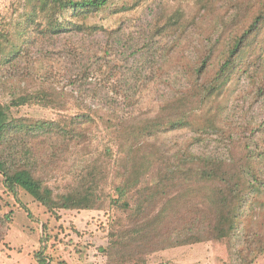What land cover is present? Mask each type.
<instances>
[{"label":"trees","instance_id":"16d2710c","mask_svg":"<svg viewBox=\"0 0 264 264\" xmlns=\"http://www.w3.org/2000/svg\"><path fill=\"white\" fill-rule=\"evenodd\" d=\"M147 1L24 0L15 25L0 21L2 64L52 38L66 39L73 69L67 93L45 83L13 91L8 105L0 100L6 190L17 199L25 190L51 212L110 209L106 252L121 260L231 241L264 193V0H174L173 10L161 2L130 31L89 22ZM192 1L189 14L184 3ZM205 13L218 18L207 40L168 66ZM29 102L58 113L14 111ZM61 172L69 175L57 189L52 180ZM11 212L0 214V242ZM41 234L37 264H68L48 253L44 227ZM246 256H237L240 264L251 262Z\"/></svg>","mask_w":264,"mask_h":264},{"label":"rangeland","instance_id":"374dc122","mask_svg":"<svg viewBox=\"0 0 264 264\" xmlns=\"http://www.w3.org/2000/svg\"><path fill=\"white\" fill-rule=\"evenodd\" d=\"M161 2L169 10L178 5L174 0L169 3L149 0L136 10L106 19L101 16L93 17L89 22L104 24L109 29L128 27L127 31H130L135 23L151 20L154 11L158 12ZM25 5L24 0H0V21L15 25L25 11ZM184 7L189 14L193 13L195 3H184ZM140 17L143 21L136 22ZM217 19L211 13L202 15L197 24L189 28L186 37L181 38L180 49L170 57L167 65L179 66L192 51L201 47ZM10 28L14 29L13 26ZM77 45L81 51V44ZM67 49L66 39L55 41L43 38L36 40L28 56L18 58L13 64H2L0 58L2 103L8 105L13 100V91H21V88L41 89L45 83L67 93L71 87L70 69L73 70ZM158 87L165 88V85ZM14 111L47 119L54 118L58 113L51 107L34 102L16 107ZM69 111L72 110L62 112ZM94 145L93 147L99 146L97 143ZM58 174L52 180V185L57 189L69 175L67 172ZM10 211H13L10 213L12 222L4 240L0 242V264L34 263L32 254L41 247L42 227L48 242V253L54 258L64 259L68 264H240L237 256L241 257L244 253L247 254V260L251 259L249 264H264V193L250 204L242 217L238 234L231 241H204L176 246L129 260L113 258L106 252L111 241L110 221L114 215L110 209L60 208L57 212H51L25 190L21 191L20 199L15 198L6 190L0 173V214Z\"/></svg>","mask_w":264,"mask_h":264},{"label":"crops","instance_id":"0c3cea01","mask_svg":"<svg viewBox=\"0 0 264 264\" xmlns=\"http://www.w3.org/2000/svg\"><path fill=\"white\" fill-rule=\"evenodd\" d=\"M35 250H37V249H35ZM35 250H34V251H35ZM34 251H33V254H32L33 257H34ZM33 257H32V258H33ZM34 261H35V262L32 263V264H37V261H36L35 259H34Z\"/></svg>","mask_w":264,"mask_h":264}]
</instances>
